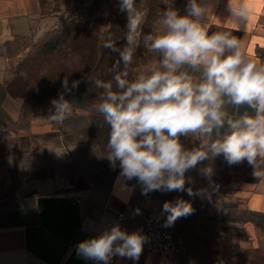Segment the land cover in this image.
<instances>
[{"label": "clouds", "instance_id": "obj_1", "mask_svg": "<svg viewBox=\"0 0 264 264\" xmlns=\"http://www.w3.org/2000/svg\"><path fill=\"white\" fill-rule=\"evenodd\" d=\"M164 4L154 34L146 37L148 51L157 54L155 62L129 79L146 12L136 7V0H119L128 31L122 48L111 37L104 44L119 55L112 79L88 78L102 90L93 110L111 126L106 158L113 167L119 164L123 180L135 179L144 195L185 191V173L221 154L229 165L247 161L253 176L264 180V62L254 60L233 35L241 28L247 34L254 9L264 7V0H228L227 20L233 30L211 34L212 0H188L183 15L175 0ZM80 83L73 80L69 85L64 77L63 91L51 101V121L63 124L72 115L65 94ZM241 108L246 110L240 113ZM182 137L198 146L186 147ZM187 192L193 194L190 188ZM192 212L186 201L165 202L164 226ZM145 243L140 232L128 233L117 224L80 242L77 255L97 264H110L114 256L139 260Z\"/></svg>", "mask_w": 264, "mask_h": 264}, {"label": "crops", "instance_id": "obj_2", "mask_svg": "<svg viewBox=\"0 0 264 264\" xmlns=\"http://www.w3.org/2000/svg\"><path fill=\"white\" fill-rule=\"evenodd\" d=\"M91 1L42 0L43 14L37 0H0V264H97L77 255L80 242L110 229L107 222L120 212L127 215L122 230L142 231L147 211L155 207L150 196L139 197L131 184L120 181L118 170L103 162L98 148L63 142L65 121L53 126L48 119L26 116V99L17 85H10L11 65L29 45ZM176 2L185 14L188 0ZM212 3L209 34L232 31L228 0ZM233 35L261 62L264 7L254 9L247 34L241 28ZM66 99L72 104L71 116L87 111L82 91ZM252 173L244 161L232 165L228 181L219 189L200 190L197 196L206 218L243 234L264 231V180ZM110 264H168V258L143 249L139 260L114 256Z\"/></svg>", "mask_w": 264, "mask_h": 264}, {"label": "rangeland", "instance_id": "obj_3", "mask_svg": "<svg viewBox=\"0 0 264 264\" xmlns=\"http://www.w3.org/2000/svg\"><path fill=\"white\" fill-rule=\"evenodd\" d=\"M37 1L42 7L41 12L46 14L42 0ZM87 5L79 14L47 29L29 45L27 53L11 65L13 80L10 85H17V92L24 95L27 101L26 116L41 117L51 121V101L58 98V94L63 91L62 81L65 76H68L65 74L64 67L77 60L73 55V52L76 53L72 49L73 43L75 42L83 51H87V48L94 50L93 70L84 74L77 73L72 78L68 76L69 85L73 80L81 81L78 89L73 92L82 91L85 94L87 111L81 116H70L65 120L66 131L62 141L98 148L93 139L104 121L92 106L98 102L102 90L94 87L88 78L94 77L103 81L112 79L111 69L114 62L119 59V55L105 48L104 44L111 37L115 40L117 47L122 48L125 45V34L128 31L127 13L119 11V2L115 0H92ZM175 5L177 6V2ZM136 7L145 11L146 15L139 30V47L129 67V79L158 59L157 54L148 51L146 37L154 34L156 22L166 9L164 0H139L136 1ZM181 12L180 10V14ZM75 21L78 24H85V27H82L83 31L76 38L67 40L65 34ZM65 38L66 43H61ZM59 48L63 51L61 55L58 53ZM261 62H264V50L261 51ZM51 124L55 125L53 121ZM181 139L188 148L198 146V142H193L191 138L182 137ZM115 167L120 175L119 166ZM231 167L232 165H229L221 154L198 163L195 168L189 169L185 174L194 169L197 172H205V169L210 168L217 173L219 180L215 188L206 189L217 190L229 179L228 172ZM120 181L131 184L137 196H150V199L156 202L155 204L158 201L162 204L175 203V191H155L144 195L137 182L125 181L121 177ZM156 195L161 196L160 200H155ZM201 202L202 199L197 196L190 228L179 220L172 224L177 241L186 250L185 264H264V231L243 234L241 230L215 223L206 218Z\"/></svg>", "mask_w": 264, "mask_h": 264}, {"label": "trees", "instance_id": "obj_4", "mask_svg": "<svg viewBox=\"0 0 264 264\" xmlns=\"http://www.w3.org/2000/svg\"><path fill=\"white\" fill-rule=\"evenodd\" d=\"M82 27H85V24H83V23L78 24V22L75 21V23L69 27L68 32L65 34L67 40L69 38H71V39L76 38L78 36V34H80L83 31ZM66 38L64 40H62L61 43H66ZM60 49L61 48L58 49V53L61 55L63 53V51H61ZM72 49H73V51L76 52V53L73 52V55L75 58H77V60L74 63L66 65L64 67L65 68V74L72 78V76H75L77 73L84 74V73H87V72H90L91 70H93L94 50L87 48V51H85V50L83 51L77 46V44L75 42L73 43ZM73 91L71 93H73ZM60 93L58 94V97H59ZM70 94H65V99ZM21 96L24 97V95H21ZM110 131H111V126L105 122L102 123L100 125V127L97 129V134L94 136L93 142L98 147L99 151L101 152L103 162L105 164H107L108 166L113 167L112 164L110 163V161L106 158V155H107L106 144H107V140L109 138ZM117 165L119 166L118 163H117ZM217 177H218V175L216 172L214 173L213 171H211L210 174H206L203 171L197 172V171H195V169L192 171H189L187 174H185V191H183V192L175 191V193H174L175 202L177 200H183V201L190 203L192 206L193 212L187 216L178 218L176 220L177 222H178V220L183 222V224L186 225L188 228H190L192 226L191 220L194 217L193 215L195 213V204H196L195 202L197 200V193L202 189L215 188L217 186V182L219 180V178L217 179ZM132 181L136 182L135 179H133ZM189 188L192 190V193H193L192 195H189L187 192V189H189Z\"/></svg>", "mask_w": 264, "mask_h": 264}, {"label": "built area", "instance_id": "obj_5", "mask_svg": "<svg viewBox=\"0 0 264 264\" xmlns=\"http://www.w3.org/2000/svg\"><path fill=\"white\" fill-rule=\"evenodd\" d=\"M160 195L155 196V200H160ZM156 203V202H155ZM162 202L158 201L153 209L147 211L144 217V229L138 231L134 228L125 229L126 232H140L146 237V243L143 249L150 253L160 254L168 258V264H178L177 258L185 259L186 250L177 241L173 226L165 227L167 213L162 214ZM127 223V215L125 212H120L116 218L107 222L108 227L113 225L124 226Z\"/></svg>", "mask_w": 264, "mask_h": 264}]
</instances>
